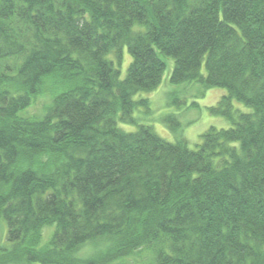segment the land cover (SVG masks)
I'll use <instances>...</instances> for the list:
<instances>
[{"label":"trees","instance_id":"16d2710c","mask_svg":"<svg viewBox=\"0 0 264 264\" xmlns=\"http://www.w3.org/2000/svg\"><path fill=\"white\" fill-rule=\"evenodd\" d=\"M166 56L172 83L227 91L232 126L197 148L134 115ZM53 74L71 86L22 116ZM0 217V264H264V0H0Z\"/></svg>","mask_w":264,"mask_h":264},{"label":"rangeland","instance_id":"374dc122","mask_svg":"<svg viewBox=\"0 0 264 264\" xmlns=\"http://www.w3.org/2000/svg\"><path fill=\"white\" fill-rule=\"evenodd\" d=\"M112 54H108V58H112ZM166 69L163 73L162 81L157 88L152 91H141L135 94V99L148 98L150 101L151 112L146 114L140 110H136L134 115L139 118L140 123L150 124L155 131L165 139L175 142L179 139H184L191 148H197L202 138L201 135L211 126L218 128H229L232 122L226 117L215 115L210 111V107L218 103L223 95L227 93L222 87L205 88L199 82H183L174 84L170 81V75L174 67V59L171 56H166ZM132 60V57L127 49L124 48V56L121 64V76L126 75L127 68ZM205 73V67L203 68ZM71 86L70 82H66L58 74L49 75L44 78L40 85L38 93L32 98L31 104L21 115L29 119H42L48 109L51 107L54 98L57 94L65 91ZM234 107L241 111H251V108L246 104L233 100ZM168 115H175L180 123L177 130H172L163 121V118ZM125 130L133 131L135 125L119 124ZM25 160L21 166L40 168L46 170L49 163V158L45 153L30 155L27 153ZM54 226H46L41 230L40 247H45L49 238L52 235ZM6 224L0 217V247L6 244ZM87 252L91 251L92 247L85 248ZM85 254V252H82ZM1 258V257H0Z\"/></svg>","mask_w":264,"mask_h":264}]
</instances>
